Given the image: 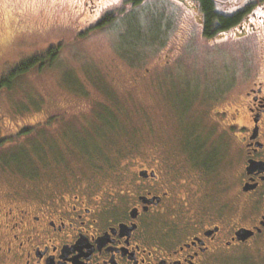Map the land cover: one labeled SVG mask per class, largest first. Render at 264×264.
I'll return each instance as SVG.
<instances>
[{"label":"flooded vegetation","instance_id":"af4514ba","mask_svg":"<svg viewBox=\"0 0 264 264\" xmlns=\"http://www.w3.org/2000/svg\"><path fill=\"white\" fill-rule=\"evenodd\" d=\"M143 1L83 0L72 39ZM147 1L160 35L145 43L163 42L173 29L180 46H232L240 56L217 77L232 70L241 92L229 101L216 90L210 109L182 114L195 127L178 123L171 150L164 140L129 142L126 171L106 178L104 190L100 179L73 173L45 187L31 175L1 191L0 264H240V256L264 264V0H208L207 11L202 0ZM174 51L161 66L176 60ZM215 141L222 146L213 154ZM242 230L252 233L238 236Z\"/></svg>","mask_w":264,"mask_h":264},{"label":"rangeland","instance_id":"374dc122","mask_svg":"<svg viewBox=\"0 0 264 264\" xmlns=\"http://www.w3.org/2000/svg\"><path fill=\"white\" fill-rule=\"evenodd\" d=\"M82 2L0 0V78L6 79L5 85L0 86V138L5 139L0 143V192L12 186H24L31 175L36 178L34 185L38 187L52 186L55 182L50 180L59 182L73 173L82 178L85 174L111 176L110 172H92L94 169L90 167L113 158L114 149L124 141L118 133L113 135V149L98 150L93 146L90 155H79L90 156L85 168L65 146L82 137L87 142L92 140L90 132L86 134L80 127L81 122L87 124L94 109L89 107L88 96L98 101L118 98L109 105L123 111L126 107L133 112L129 125L142 123L141 110L137 112L136 108L144 109L142 115L151 122L145 120L143 123L149 134L140 136L141 132L138 134L134 129V136L128 141L142 139L150 145L164 140L165 143L159 144L171 150L178 123L184 131L195 127L194 119L186 118L183 124V117L188 116L182 114L194 117L196 108L210 109L218 102L215 100L212 104L214 96L224 94L230 101L243 88V83L233 80L232 70L230 77L227 71L223 77H217L221 74L218 73L221 66L233 63L240 56L232 46L229 50L212 49L195 39L180 46L181 37L175 40L173 29L168 36L164 34L163 42L145 43V38L149 42L160 35L158 20L155 19L153 25L148 13L153 4L147 0L137 3L123 18L114 23L105 22L74 41L72 36L80 26V15L76 13ZM160 7L170 11L168 5L165 7L161 3ZM170 47L176 50L167 53ZM48 48L56 50L52 59L46 54ZM173 51L178 53L176 60L171 61V65L161 66L164 63L161 56ZM30 57L39 58L43 65L35 62L25 72L13 74L18 64ZM205 75L207 78H201ZM80 88L83 93H79ZM216 90L219 93L215 95ZM130 91L132 95H128ZM226 101L219 106H224ZM216 141L211 146L213 154L220 152L222 146ZM22 147H27L34 159L38 158L36 163L29 162V158L22 162L16 158L25 159V152L20 151ZM9 156L13 157V162L3 161ZM125 160L120 164H127ZM14 162L21 163L15 165ZM108 177L100 179L98 190L111 185L105 181ZM240 257V264L245 263L246 259ZM249 259L254 263L252 256Z\"/></svg>","mask_w":264,"mask_h":264},{"label":"trees","instance_id":"16d2710c","mask_svg":"<svg viewBox=\"0 0 264 264\" xmlns=\"http://www.w3.org/2000/svg\"><path fill=\"white\" fill-rule=\"evenodd\" d=\"M202 2H203L204 9L206 11L209 10L208 0H202ZM38 59L39 58H36V57H30V58H27L26 61L23 60L22 62H20L18 64V66L16 67V70L13 72V74L16 75V73L25 72L27 69H29L31 66H33L35 62H37V64H39L40 61ZM51 59L48 58V62L49 61L51 62ZM40 64L43 65V63H40ZM12 76H14V75H12ZM0 79H1L0 80V86L5 85L6 79H4V78H0ZM80 89L81 90H78L79 93H83L82 88H80ZM74 91H77V90L75 89ZM132 93H133V91H130L128 93V95H132ZM129 98H130V101H133L132 100L133 96H132V98L131 97H129ZM88 99H89V107L93 106L94 109L92 110V112L90 114L91 118L87 122V124L85 122L84 123L81 122L80 127L84 130V132L86 131L85 132L86 134H87V132H90V134L92 135V140H90V142H87L86 139L84 137H82V139H76L77 140L76 141L75 137H73L75 140V143L73 142V143H70V145H65L66 147H68V150L71 149V153H69V154L72 155L76 161H80V164L85 168L86 167L85 166L86 160L90 156L89 157L88 156L82 157L79 155H86V153L88 155H90L92 153L91 150H93L92 149L93 146L98 150H104L107 147H109V149H113V147L115 146L114 145L115 142H112L113 135L115 133H118L119 136L123 137L122 140H124V141H121V145L119 147L115 148L116 150L114 149V154L112 155L113 158L111 160H104L102 163H98L97 165L92 166L90 168L94 169V170H91L92 172L97 171L98 173L102 172L104 174H107L110 172L111 175L119 174L120 172L126 171V169H127L126 163L121 162V164H120V161L125 158L126 149L129 147L128 138H131L134 136V133H135V132H133L134 129L138 130V134H139V132H141L140 136L143 135L144 133H147L146 129H145V125L143 123L145 122V120L148 121L149 119H147L146 117H144L142 115V112L144 111V109L136 108L137 112H138V109L141 110L140 113H141V117H142V119H141L142 123L140 125L134 126L133 124L132 125L127 124L132 120V118L134 116L133 112H130L129 109H127L126 107H124L125 111H123L121 109H118L117 106L113 107V106L109 105V104H114L111 101L113 99L118 100V98L108 97L107 99H104V100L100 99L98 101V100H96V98L94 100L88 96ZM125 100L128 101V98H125ZM102 105H104V106H102ZM106 109H107V113L105 112ZM119 121H121L122 123L118 124ZM82 129H78V130L82 131ZM120 129H123V130H121V132H118ZM76 131L77 130H75V132ZM95 136H96V138H95ZM4 140L5 139L0 138V143ZM129 140H130V142L133 141V139H129ZM118 141H120V140H118ZM118 141H116V142H118ZM40 147H42L41 144H40ZM20 151L25 152V159H24V157L23 158L16 157L21 162H22V160H26L27 158H29V162H32V163L37 162L38 158L36 157V159H34L33 156L31 155V153L29 152L30 150H28L27 147L26 148L22 147L20 149ZM103 155H104V151H103ZM11 158H13V157H10V158L5 157L3 161L13 162V161H11ZM6 159H8V160H6ZM125 161H128V160H125ZM98 162H100V161H98ZM20 163L16 162L15 165L20 164ZM94 163H97V162H94ZM92 164H89V165L91 166ZM81 170H83V168H81ZM91 171H87V172H91ZM86 175L87 174H85V176ZM97 176H101V177H97ZM105 177H108V175H103V176H102V174L95 175L96 179H102Z\"/></svg>","mask_w":264,"mask_h":264},{"label":"water","instance_id":"95a60500","mask_svg":"<svg viewBox=\"0 0 264 264\" xmlns=\"http://www.w3.org/2000/svg\"><path fill=\"white\" fill-rule=\"evenodd\" d=\"M251 233H252L251 231L242 230V231H240L239 233H237V235H238V236L246 237V236H249Z\"/></svg>","mask_w":264,"mask_h":264}]
</instances>
